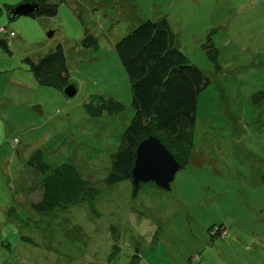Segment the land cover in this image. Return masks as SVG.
I'll list each match as a JSON object with an SVG mask.
<instances>
[{"label": "rangeland", "instance_id": "1", "mask_svg": "<svg viewBox=\"0 0 264 264\" xmlns=\"http://www.w3.org/2000/svg\"><path fill=\"white\" fill-rule=\"evenodd\" d=\"M28 1L0 0V263L264 264V0H49L56 17L11 20ZM163 19L211 84L171 189L147 183L135 193L130 181L106 185L135 116L116 45ZM59 45L78 88L71 99L26 62ZM91 101L125 111L92 119ZM37 150L53 169L76 166L98 197L33 211L42 177L26 161ZM216 227L228 235L213 237Z\"/></svg>", "mask_w": 264, "mask_h": 264}, {"label": "trees", "instance_id": "2", "mask_svg": "<svg viewBox=\"0 0 264 264\" xmlns=\"http://www.w3.org/2000/svg\"><path fill=\"white\" fill-rule=\"evenodd\" d=\"M33 1L42 5L37 16H57L56 4L49 0ZM1 44L8 49L4 41ZM116 53L132 84L135 116L125 131L120 150L113 156L107 186L122 181L133 184L132 170L138 145L151 135L159 138L182 165L187 163L191 157L199 99L211 84L204 72L191 64L176 46V36L166 19L140 24L117 43ZM26 62L41 84L62 90L69 85L70 72L62 45L38 62L30 58ZM84 109L92 119L125 111L120 102L114 101L100 104L91 101ZM17 142L16 139L13 146ZM27 165L42 177V197L31 205L38 214L90 202L100 194L73 164L64 163L53 169L42 150L34 152Z\"/></svg>", "mask_w": 264, "mask_h": 264}, {"label": "water", "instance_id": "3", "mask_svg": "<svg viewBox=\"0 0 264 264\" xmlns=\"http://www.w3.org/2000/svg\"><path fill=\"white\" fill-rule=\"evenodd\" d=\"M42 5L38 2H25L13 8L9 14L11 20L20 16L36 17ZM63 94L71 99L77 95L78 88L69 84L64 87ZM40 111V107L34 108ZM183 169L176 157L168 150L159 138L154 135L144 139L138 145L135 165L132 170V182L135 193L141 184L154 183L161 189L170 190L176 174Z\"/></svg>", "mask_w": 264, "mask_h": 264}, {"label": "built area", "instance_id": "4", "mask_svg": "<svg viewBox=\"0 0 264 264\" xmlns=\"http://www.w3.org/2000/svg\"><path fill=\"white\" fill-rule=\"evenodd\" d=\"M0 33H4V31L0 30ZM211 234L214 237L225 238L228 235V231L224 227H216L211 231Z\"/></svg>", "mask_w": 264, "mask_h": 264}, {"label": "crops", "instance_id": "5", "mask_svg": "<svg viewBox=\"0 0 264 264\" xmlns=\"http://www.w3.org/2000/svg\"><path fill=\"white\" fill-rule=\"evenodd\" d=\"M199 41H200V39H199ZM176 42H177V39H176ZM176 46L179 48V46H178L177 44H176ZM29 158H30V157H29ZM29 158H28V159H29ZM26 162H27V161H26ZM10 181H11V180H10ZM41 197H42V193H41V196H40V198H39L38 200L36 199V200H35V202H38V201H40ZM0 264H4V263H0Z\"/></svg>", "mask_w": 264, "mask_h": 264}]
</instances>
